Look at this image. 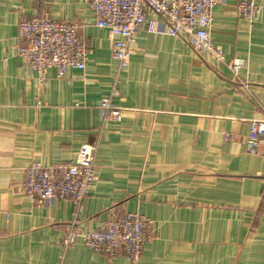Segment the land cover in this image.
<instances>
[{"label":"crops","instance_id":"obj_1","mask_svg":"<svg viewBox=\"0 0 264 264\" xmlns=\"http://www.w3.org/2000/svg\"><path fill=\"white\" fill-rule=\"evenodd\" d=\"M238 1L214 6L210 35L244 60L236 79L245 87L149 16L121 72V120L98 135L117 67L88 0H0V264L58 263L73 205L32 201L19 184L31 162H68L97 136L78 220L92 230L138 212L152 237L135 262L77 242L64 264H264V154L245 149L250 119L264 118V6L249 21ZM40 13L81 24L84 70L49 69L42 82L28 71L15 53L17 22Z\"/></svg>","mask_w":264,"mask_h":264},{"label":"built area","instance_id":"obj_2","mask_svg":"<svg viewBox=\"0 0 264 264\" xmlns=\"http://www.w3.org/2000/svg\"><path fill=\"white\" fill-rule=\"evenodd\" d=\"M222 1L88 0L94 25L106 29L109 34L110 56L117 67L109 93L98 105V135L108 122L121 120V108L114 102L120 92L121 72L128 65L136 36L149 16L159 18L173 35L210 61L213 67L224 66L233 79H238V71L245 66L244 60L227 58L210 35L212 9ZM263 6L264 0H239L235 11L237 16L251 21L259 16ZM80 31L81 24L76 21L59 20L47 13L21 14L17 22L15 53L38 82L45 80L49 69H55L59 77L69 68L84 70L90 50ZM240 83L245 87L244 82ZM97 148L98 136L91 142H84L68 162L44 165L33 161L24 168L19 189L30 200H68L73 205V217L61 240L62 252L57 264H64L66 250L77 242L109 258L124 257L135 262L151 240L152 221L138 212H127L121 218L111 215L92 230L78 220L81 202L96 178ZM245 149L248 153L264 154V118L250 119Z\"/></svg>","mask_w":264,"mask_h":264}]
</instances>
